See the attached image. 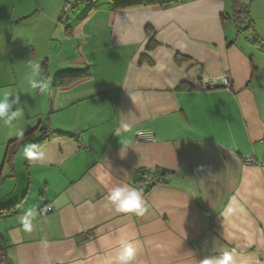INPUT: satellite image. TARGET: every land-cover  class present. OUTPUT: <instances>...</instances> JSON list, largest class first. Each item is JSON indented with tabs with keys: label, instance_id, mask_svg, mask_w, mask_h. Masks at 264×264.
<instances>
[{
	"label": "crops",
	"instance_id": "0c3cea01",
	"mask_svg": "<svg viewBox=\"0 0 264 264\" xmlns=\"http://www.w3.org/2000/svg\"><path fill=\"white\" fill-rule=\"evenodd\" d=\"M62 1L0 0V93L18 96L21 113L0 124V209L16 204L0 218L10 264H116L122 240L138 247L133 264H201L224 251L264 264L260 37L242 40L231 0H92L67 17ZM17 129L29 135L11 143ZM139 130L155 141L136 142ZM156 171L162 182L147 191L143 176ZM122 184L142 192L143 216L109 203ZM233 197L248 209L244 232L222 216ZM29 209L30 233L20 223Z\"/></svg>",
	"mask_w": 264,
	"mask_h": 264
},
{
	"label": "clouds",
	"instance_id": "9594fccd",
	"mask_svg": "<svg viewBox=\"0 0 264 264\" xmlns=\"http://www.w3.org/2000/svg\"><path fill=\"white\" fill-rule=\"evenodd\" d=\"M38 72L39 66L33 65L32 71L27 77L31 89H36L38 87V81L35 79ZM46 88L47 84L43 86L41 91ZM10 96L15 97L11 102L9 100ZM18 99V96L9 92L0 93V124H3L6 127H12L13 121L21 115L18 108L15 111L11 110L13 103H17ZM17 131L18 135H23V129H17ZM23 152L27 157L33 159L37 158L36 153L29 151L24 147ZM39 157L43 158V153H40ZM107 199L109 203L114 206L117 213L143 216L147 211L142 192L129 184L113 185L109 187ZM35 216V210L29 209L20 217V223L24 232H32ZM222 216L237 232H244L249 224L246 203L235 197L223 207ZM137 252L138 247L136 244L122 240L115 257L116 264H133ZM201 264H234V258L231 252L224 251L217 255L206 256Z\"/></svg>",
	"mask_w": 264,
	"mask_h": 264
},
{
	"label": "trees",
	"instance_id": "16d2710c",
	"mask_svg": "<svg viewBox=\"0 0 264 264\" xmlns=\"http://www.w3.org/2000/svg\"><path fill=\"white\" fill-rule=\"evenodd\" d=\"M91 1H88V2H86L84 4H88ZM123 1L125 2L124 6H140V5H147L149 3H152L151 1H155V0H123ZM231 2H232L231 18L234 20V22H235V24H236V26L238 28V31L241 32L242 30H245L247 28L252 29L254 24H253V20L251 18V7H250V4H248V5H243L242 3L240 4L239 0H231ZM79 6H81V5L74 6L72 8V10H75V9L79 8ZM242 24H246L247 25L246 28H241L240 25H242ZM152 42L153 41H151L148 44V47H151L153 45ZM251 42L256 44V45H258V46H260V47H262V48H264V42H262L257 36H254L251 39ZM45 65L46 64L44 62L42 64L43 71H45ZM76 77L79 78V79L80 78H84V77H86V74L85 73H79V74H76ZM58 80H60V78L56 79V82ZM27 135H29V133H26L24 136L14 140L11 143H15L17 141H20L23 138H25ZM45 140H46V137L44 136V138L38 144H36L32 148H30L29 151H34L37 147L42 145ZM12 159H13V156L12 155L9 156L8 159H7V163L11 164L12 163ZM156 173L160 177L165 175L164 171H159V172L156 171ZM150 189H152V187H148L146 190L149 191ZM15 208H16V204L12 205V206H9V207H6V208L0 209V218L6 217L9 214H13L15 212Z\"/></svg>",
	"mask_w": 264,
	"mask_h": 264
},
{
	"label": "built area",
	"instance_id": "2783aa9c",
	"mask_svg": "<svg viewBox=\"0 0 264 264\" xmlns=\"http://www.w3.org/2000/svg\"><path fill=\"white\" fill-rule=\"evenodd\" d=\"M91 1V0H64V5L62 8V14H67L68 9H72L74 6L83 5L84 3ZM219 83L222 87L229 89L231 87L230 78L225 75L220 80ZM218 82H208L204 81L202 88L204 90L206 89H213L217 87ZM135 141L136 142H145V143H151L155 141V136L152 131L150 130H139L135 133ZM245 164H254L255 158L253 155H248L243 160ZM144 183L147 187H153L156 184H159L162 182L161 177L157 173H145L143 176ZM51 211V207L48 206L45 209L46 213H49ZM0 264H10L6 249L4 246L0 244Z\"/></svg>",
	"mask_w": 264,
	"mask_h": 264
},
{
	"label": "rangeland",
	"instance_id": "374dc122",
	"mask_svg": "<svg viewBox=\"0 0 264 264\" xmlns=\"http://www.w3.org/2000/svg\"><path fill=\"white\" fill-rule=\"evenodd\" d=\"M239 3L243 5L250 4V7L253 8L254 16H252V10H251V18L253 20V28H247V30L241 31V38L242 40L246 38H250L251 36H254V34L258 35L260 40L264 42V0H239ZM64 5V0L62 1V8ZM82 6V5H81ZM61 8V12H62ZM67 14H64L63 16H68L73 10L68 9ZM65 17V19H66ZM246 24L240 25L241 28H246Z\"/></svg>",
	"mask_w": 264,
	"mask_h": 264
}]
</instances>
